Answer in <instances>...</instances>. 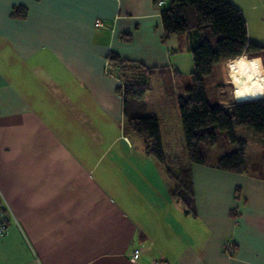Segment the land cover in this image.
Instances as JSON below:
<instances>
[{
	"label": "crops",
	"instance_id": "0c3cea01",
	"mask_svg": "<svg viewBox=\"0 0 264 264\" xmlns=\"http://www.w3.org/2000/svg\"><path fill=\"white\" fill-rule=\"evenodd\" d=\"M231 1L251 40L252 6ZM161 33L153 0H0V264H264V166L188 162L170 79L187 38ZM109 52L156 67L143 113L163 165L124 120ZM182 168L195 215L171 196Z\"/></svg>",
	"mask_w": 264,
	"mask_h": 264
},
{
	"label": "trees",
	"instance_id": "16d2710c",
	"mask_svg": "<svg viewBox=\"0 0 264 264\" xmlns=\"http://www.w3.org/2000/svg\"><path fill=\"white\" fill-rule=\"evenodd\" d=\"M262 2L264 5V0ZM10 14L23 17L26 9L13 7ZM159 14L162 26L160 39L164 41L172 34H184L191 52L193 69L189 73L190 83L176 97L186 159L191 163L209 164L210 148L220 145L222 140L235 143L236 148L225 149L213 161L216 168L261 174L264 147L260 162L247 163L246 139L233 133L238 125H248L255 132H264V87L251 59H257L264 83V74L256 54L259 50L264 51V46L248 39L242 11L231 0H166L159 8ZM122 38L129 41L131 37L124 34ZM241 55L251 62L257 97L260 98L210 104L206 98L204 76L211 73L215 63L221 64ZM106 58L109 61L107 74L120 82L116 91L122 98V114L126 124L141 139L145 153L163 165L157 119L154 115L143 113L146 106L144 94L151 88V77L156 67L121 58L114 52H109ZM221 69L219 67V79L215 83L219 86L224 85ZM166 173L175 182L171 196L182 204L186 214L195 215L189 170L182 168L177 174H172L166 169ZM4 212L5 207L0 200V224L4 223Z\"/></svg>",
	"mask_w": 264,
	"mask_h": 264
},
{
	"label": "rangeland",
	"instance_id": "374dc122",
	"mask_svg": "<svg viewBox=\"0 0 264 264\" xmlns=\"http://www.w3.org/2000/svg\"><path fill=\"white\" fill-rule=\"evenodd\" d=\"M243 1L248 2L247 6H252V8H250L251 11H249V13L251 14L248 19L249 38H251V40L252 39L254 40V41L252 40V42L264 46V5H263V2L262 0H243ZM245 10L247 13L248 11L247 7H245ZM246 29H247V25H246ZM177 52H178L177 58L178 59L180 58L178 61L179 67H176L177 66L176 63L174 64V61H172L174 69L176 70L177 68L176 70L177 73L175 71V73L172 74V71H171V76L173 75L174 76L170 77V79L173 85L175 86V89L178 90V92H181L190 83L189 73L192 71L193 65H192V59H191V52L189 51V49L183 48V49L178 50ZM256 54H258L257 56L260 60L262 72L264 74V51L259 50L256 52ZM251 59L254 61L255 69L264 87V83H263V79L260 73L257 59L254 57ZM226 65H227V61L222 62L221 64L215 63L213 65L211 73L204 76L203 78V84H204V88L206 91V98L210 104H213L215 102L220 103V104L229 103L233 100L232 93H231L232 86L230 85L228 81L225 80L224 78L225 76L223 74V71L225 70ZM219 67L222 68L221 75L224 81L223 86H219L215 84L216 82H218V79H219V75H218ZM164 69H165V72H167L168 74V70H166V67ZM176 75L179 77H176ZM165 76L168 77V75H165ZM165 76L162 78L164 79L163 81H165L166 79ZM156 79L158 81L153 80V84L159 82L158 75H156ZM233 133L236 137H241V138L246 139L245 161L247 163L248 162H251V163L260 162L262 159V152H263V147H264V132H259V133L255 132L253 128L248 125H238L234 127ZM235 148H236L235 143L224 142L221 140L220 145L219 144L214 145L210 148L211 150L209 154V160H212V158L217 156L216 154L223 152L225 149L234 150Z\"/></svg>",
	"mask_w": 264,
	"mask_h": 264
},
{
	"label": "bare ground",
	"instance_id": "6f19581e",
	"mask_svg": "<svg viewBox=\"0 0 264 264\" xmlns=\"http://www.w3.org/2000/svg\"><path fill=\"white\" fill-rule=\"evenodd\" d=\"M223 74L226 81L233 82L237 99L257 97L256 78L250 60L245 56L228 60Z\"/></svg>",
	"mask_w": 264,
	"mask_h": 264
},
{
	"label": "built area",
	"instance_id": "2783aa9c",
	"mask_svg": "<svg viewBox=\"0 0 264 264\" xmlns=\"http://www.w3.org/2000/svg\"><path fill=\"white\" fill-rule=\"evenodd\" d=\"M165 1H166V0H153V4H154V6L160 8V7L165 3ZM101 24H102V23H101L99 20H97V21L95 22V25H96V26H97V25H101ZM108 68H109V61L107 60V62H106V72H107V69H108ZM114 78H115V77H114ZM116 79H117V78H116ZM117 80H118V79H117ZM118 83H120L119 80H118ZM4 230H5L4 223H1V224H0V234H2V233L4 232ZM223 248H224V250H225L227 253H229V254L233 252V248H232V246H231V242L228 241V240L224 241V243H223ZM138 252H139V250L136 248V249L133 251V255H134V256H137Z\"/></svg>",
	"mask_w": 264,
	"mask_h": 264
},
{
	"label": "water",
	"instance_id": "95a60500",
	"mask_svg": "<svg viewBox=\"0 0 264 264\" xmlns=\"http://www.w3.org/2000/svg\"><path fill=\"white\" fill-rule=\"evenodd\" d=\"M230 83V85L232 86V91H231V93H232V98H233V101H235V102H237V101H245V100H252V99H256V98H260V97H253V98H245V99H237L236 97H235V95H234V84H233V82H229ZM264 97V96H263Z\"/></svg>",
	"mask_w": 264,
	"mask_h": 264
}]
</instances>
